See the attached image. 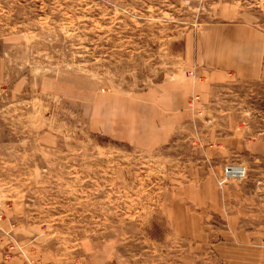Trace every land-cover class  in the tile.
<instances>
[{
    "label": "rangeland",
    "instance_id": "374dc122",
    "mask_svg": "<svg viewBox=\"0 0 264 264\" xmlns=\"http://www.w3.org/2000/svg\"><path fill=\"white\" fill-rule=\"evenodd\" d=\"M0 264H264V0H0Z\"/></svg>",
    "mask_w": 264,
    "mask_h": 264
},
{
    "label": "crops",
    "instance_id": "0c3cea01",
    "mask_svg": "<svg viewBox=\"0 0 264 264\" xmlns=\"http://www.w3.org/2000/svg\"><path fill=\"white\" fill-rule=\"evenodd\" d=\"M252 32H253V31H252ZM248 33H251V32H249V29H248ZM248 35H249V34H248ZM250 36H251V34H250ZM250 40H251V37H246V41H250ZM257 49H258V48L256 47V43H255L254 46H252L251 48H249V50H248V48H247L246 53H248V55L254 53V55H255Z\"/></svg>",
    "mask_w": 264,
    "mask_h": 264
},
{
    "label": "built area",
    "instance_id": "2783aa9c",
    "mask_svg": "<svg viewBox=\"0 0 264 264\" xmlns=\"http://www.w3.org/2000/svg\"><path fill=\"white\" fill-rule=\"evenodd\" d=\"M230 172H235L237 175H243L245 170H244V168H236L234 170L230 167L225 170V173H230Z\"/></svg>",
    "mask_w": 264,
    "mask_h": 264
}]
</instances>
